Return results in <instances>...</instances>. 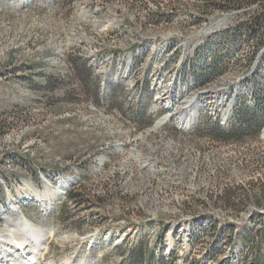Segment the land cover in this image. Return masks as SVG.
Masks as SVG:
<instances>
[{
  "label": "rangeland",
  "instance_id": "1",
  "mask_svg": "<svg viewBox=\"0 0 264 264\" xmlns=\"http://www.w3.org/2000/svg\"><path fill=\"white\" fill-rule=\"evenodd\" d=\"M13 1L0 0V229L10 228L6 217L50 229L29 264H129L140 240L133 264H149L150 250L162 264L226 259L206 261L209 241L188 244L184 229L202 215L241 228L252 213L264 214V129L233 141L203 133L209 122L234 124L229 117L222 125L223 108L235 99L231 115L243 103V83L256 70L243 57L254 45L241 44L216 80L198 84L193 65L202 64L195 50L207 37L253 12L207 13L208 0H33L20 8ZM168 14L173 22L153 21ZM69 57L92 70L98 100L80 90ZM199 101L205 111L185 128ZM46 179L71 185L50 200ZM38 193L47 199L36 201ZM230 199L244 208L228 209ZM161 223L171 228L165 252L155 245Z\"/></svg>",
  "mask_w": 264,
  "mask_h": 264
},
{
  "label": "trees",
  "instance_id": "2",
  "mask_svg": "<svg viewBox=\"0 0 264 264\" xmlns=\"http://www.w3.org/2000/svg\"><path fill=\"white\" fill-rule=\"evenodd\" d=\"M243 4H256L259 7V11L253 14V17L249 18L248 22L246 21L235 28L223 30L207 37L205 43L195 50L194 60L198 57V59L202 60V64L194 66V62L192 63L193 73L196 76L198 84L211 79L216 80L219 75L225 73L226 69L228 70V68L235 64V58L231 54L241 48V44L246 45V43L251 44L252 42L254 45V51L243 58L244 66L248 69L256 61V70L243 83L245 90L243 103H239L236 113L230 115V119L234 117V124L226 129L221 128L216 123L209 122L205 127L203 133L214 141H233L247 136L256 137L264 129V52L262 55L260 54L261 50L264 49V0H208L204 2L205 7L202 11L206 10L207 13H215L219 10L225 11L231 8H240ZM173 20L174 17L168 14L166 17L165 15L156 16L153 21L159 24L162 22H173ZM222 47H227L230 55H223L221 52ZM68 59L73 66V73L71 75L79 81L80 90L85 93L90 90L91 98L98 100L102 96L99 85L92 89H90L91 86L89 87V84L91 85L92 83V76H94L92 70L89 69L86 63L80 61L78 57H69ZM56 75L57 80L62 82L63 75ZM191 84L194 85V82H191ZM237 94L235 97L238 96ZM235 102L234 99L233 103L235 104ZM226 122H223L224 124L222 125L225 126L228 123ZM66 196L72 201H78V195H75L72 191L67 192ZM224 203L225 205H229L228 209L238 208L240 210L244 208V202L241 199L240 201H231L230 199L228 202L224 200ZM262 204L258 203L259 207H263L264 205L260 206ZM250 218L252 220L250 226L237 228L230 223L221 222L212 217L197 216L189 223L185 230L187 242L188 244H195L201 240H208L209 243L205 255L206 261L218 260L217 257L219 258L228 253L229 255L226 259H219L220 262L218 264H238L240 262L243 264H264V214L252 213ZM63 219L66 222L70 221L69 218L67 219V216L63 217ZM149 225L153 224L149 223ZM160 228L159 237H157L155 245H158V250L162 249L161 252H165L163 239L171 228L168 224L164 223H161ZM142 243L144 241L140 240L137 246H133L129 264H133L135 251L144 245ZM150 252L152 254V261L149 264H162L163 260H154V251L150 250ZM159 257L160 259L162 258L161 253H159ZM136 260L141 263V255H137ZM190 264L201 263L195 262Z\"/></svg>",
  "mask_w": 264,
  "mask_h": 264
},
{
  "label": "bare ground",
  "instance_id": "3",
  "mask_svg": "<svg viewBox=\"0 0 264 264\" xmlns=\"http://www.w3.org/2000/svg\"><path fill=\"white\" fill-rule=\"evenodd\" d=\"M32 1L33 0H14L13 5L16 8H20L21 6H27ZM177 77H178V75L176 76V78ZM202 96L203 95L200 94L198 97L202 98ZM198 97H196L195 99L198 100ZM159 98L162 99V97H159ZM167 103L170 104L169 101H167ZM200 103L201 102L199 101L198 105H196L195 107L193 105L192 109L190 108L192 113H191V115H188L185 119L186 122L183 124V126H185V128H187V126H190V124L194 121V119L197 118L199 115L201 116L203 114V112L205 111V110H203L204 105L202 103L201 104ZM233 105H234V103L232 102L231 104H229V106L227 108H223V118H222L223 122H226L229 120L230 110L232 109ZM170 106H171V104H170ZM210 113L211 114L214 113L213 107H212V109H210ZM161 121H163V120H161ZM46 181L47 182H45V187H48L47 190L49 193L50 200L54 199L55 201L59 200L63 196V193L71 185V179H65V181L57 179V181L60 183V187L50 186V185H52V182L48 179H46ZM66 193H65V196H66ZM37 195H39L38 197H36L37 198L36 201H38V202H41V201H44L47 199L46 194H42V193L39 194L38 193ZM47 211H50V208H48ZM6 219L8 220L7 226H9L10 228L0 229V243H1V245H0V260H1V262H3V263L8 262V259H7L8 256L10 257L9 259L12 262L14 255L15 254L18 255L21 251H23L25 254L29 255V256H27L29 260L23 261V263L29 264V262L32 261L33 259H35L36 255L40 252L41 247H42L44 241H46L47 237L53 236V235H51L50 229H48V230L47 229H45V230L39 229V228H37V226L33 222L29 221L28 219H26V220H20L19 219L18 221H13L8 217H6ZM184 230H186V228ZM43 232H45V233L43 234ZM109 232H111V231H109ZM112 236L113 235L111 232L107 238L112 241ZM156 239H157V237H156ZM186 243H187V238H186ZM170 247L171 246H169V248ZM127 256H128V254L126 255V257Z\"/></svg>",
  "mask_w": 264,
  "mask_h": 264
},
{
  "label": "built area",
  "instance_id": "4",
  "mask_svg": "<svg viewBox=\"0 0 264 264\" xmlns=\"http://www.w3.org/2000/svg\"><path fill=\"white\" fill-rule=\"evenodd\" d=\"M242 11H252L253 14H255L259 11V7L256 4L255 5L243 4L241 12ZM253 14L252 15L247 14L244 18H250L251 19L253 17Z\"/></svg>",
  "mask_w": 264,
  "mask_h": 264
}]
</instances>
